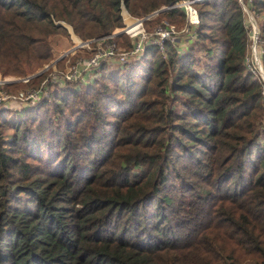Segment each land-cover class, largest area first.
Masks as SVG:
<instances>
[{
	"label": "trees",
	"instance_id": "trees-1",
	"mask_svg": "<svg viewBox=\"0 0 264 264\" xmlns=\"http://www.w3.org/2000/svg\"><path fill=\"white\" fill-rule=\"evenodd\" d=\"M119 1L143 16L175 0H0V76L27 78L0 88L37 85L62 23L119 28ZM242 2L263 35L264 0ZM193 4L191 41L0 105V264H264L262 82L239 1ZM160 18L184 22L170 6L144 24Z\"/></svg>",
	"mask_w": 264,
	"mask_h": 264
},
{
	"label": "built area",
	"instance_id": "built-area-1",
	"mask_svg": "<svg viewBox=\"0 0 264 264\" xmlns=\"http://www.w3.org/2000/svg\"><path fill=\"white\" fill-rule=\"evenodd\" d=\"M196 1L198 0H175L169 6L160 7L138 17L128 14L122 2L119 1L121 26L109 34L94 38L80 39L72 32L69 25L62 23L69 36L70 44L68 47L57 53L53 59L38 69V74L43 71H46V74L37 85L16 89L12 92L0 88V105L33 102L43 94H46L47 87L50 84L72 81L85 82L90 79V72L101 60H109L119 64L125 63L141 54L146 44L154 45L161 51L164 41H176L179 39L174 38L176 35H181L184 41H191L194 38L193 26L195 24L194 8L191 7V4ZM238 1L241 7L246 49L248 51V54L244 57L245 65L254 71L262 82L260 91L262 93L261 111L263 116L262 126L264 128V72L257 52H261L264 56V51L261 48V44L264 45V34H258L255 15L247 9L242 0ZM170 6H178L182 10L184 22L180 27H176L165 19H160L158 23L149 28L144 26V20L150 15ZM120 34L125 35L129 39L128 45H119L115 41L113 36ZM68 58H70L69 61L66 60ZM58 61H63V64L58 66ZM26 79V77H22L18 80L25 81ZM13 80L16 79L3 78L0 79V84Z\"/></svg>",
	"mask_w": 264,
	"mask_h": 264
},
{
	"label": "rangeland",
	"instance_id": "rangeland-1",
	"mask_svg": "<svg viewBox=\"0 0 264 264\" xmlns=\"http://www.w3.org/2000/svg\"><path fill=\"white\" fill-rule=\"evenodd\" d=\"M191 7L192 8H194V4H191ZM194 10V9H193ZM129 14V13H128ZM131 16H134V15H131ZM136 17H138V16H136ZM161 19V18H160ZM160 20H157V19H152V22H150V23H147L148 25H146V24H144V26H151V25H155L156 23H158ZM63 21H60L59 23L61 24ZM180 23H176L175 25L177 26V25H179ZM77 36V35H76ZM78 37V36H77ZM79 38V37H78ZM174 38H179V40H180V42H183V43H186L184 40H183V38H182V36L181 35H176ZM173 38V39H174ZM51 39L53 40V54H52V59L55 57V55H57V53H59L60 51H62V50H64V49H66L67 47H68V45L70 44V40H69V36H68V34H67V32L64 34V35H53L52 37H51ZM81 39V38H80ZM118 43L120 44V45H123V39L122 38H120V39H118ZM69 59L70 58H68V59H66L67 61H69ZM63 64V61H58L57 62V65L58 66H60V65H62ZM39 68H37L36 70L37 71H39L38 70ZM37 71H35V72H37ZM13 78V79H16V81H18V79L19 78H16V77H13L12 75H7V76H0V79H3V78ZM13 81H15V80H13ZM31 86H34V85H26V86H24V87H22V85L21 84H15V85H11L10 87H9V91L10 92H12V91H14V90H16V89H22V88H26V87H31ZM52 88V86H50L49 85V89H51ZM41 98V97H40ZM9 106L10 107H18L19 106V104H15V103H9Z\"/></svg>",
	"mask_w": 264,
	"mask_h": 264
},
{
	"label": "water",
	"instance_id": "water-1",
	"mask_svg": "<svg viewBox=\"0 0 264 264\" xmlns=\"http://www.w3.org/2000/svg\"><path fill=\"white\" fill-rule=\"evenodd\" d=\"M35 74H38V72H37V73H35Z\"/></svg>",
	"mask_w": 264,
	"mask_h": 264
}]
</instances>
